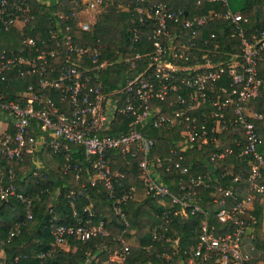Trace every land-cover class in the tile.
<instances>
[{"label":"built area","instance_id":"1","mask_svg":"<svg viewBox=\"0 0 264 264\" xmlns=\"http://www.w3.org/2000/svg\"><path fill=\"white\" fill-rule=\"evenodd\" d=\"M141 1L143 5H132L131 0H80L69 12H55L45 34L36 38L24 31L32 17L31 1L0 0V31H13L17 41L16 45H0V81L13 71L21 77H36V84L31 82L13 94L3 93L0 87V120L4 124L0 151L8 160L29 159L33 175L43 168L38 164L40 154L60 155L56 168L63 174L73 172L79 185L78 191L71 188L64 195L73 215L76 195L88 185L100 183L124 224L128 221L123 204L134 199L135 187L121 186L125 173L111 167L109 155L135 159L145 198L163 207L161 222L153 228L154 238L161 229L172 230L180 218L200 216L195 240L182 246L179 235H165L170 250L160 251L155 264H253L242 252L241 242L244 237L254 238L255 219L250 209L255 192H264V184L258 182L264 176V138L255 125L264 119V99L261 109L254 108V101L264 90V74L259 70V63L264 61V26L247 35L242 26L246 17L240 8H232L229 0H191L187 8H171L164 0ZM205 2H220L221 8L193 11ZM111 9L136 15L139 29H149V46L144 43L142 50H137L138 26H132V53L124 55L117 49L115 54L116 60L137 72L107 90L99 72L114 60L103 56L100 37L78 44L73 30L93 31L97 14ZM219 19L227 20L232 35L239 36V51L232 48L224 52L215 32L201 35L205 24ZM47 89L57 91V95L47 94ZM146 126L176 129L179 136L165 152L153 155L156 139L145 134ZM229 127L243 132L244 141L237 136L234 141L240 147L236 156L246 157L250 166L249 192L228 204L232 189L218 186L222 197L212 195L207 200L219 205L213 212L215 222H210L208 210L200 203L201 188L209 186L218 161L232 154L234 147L226 145L213 151L203 163L188 160L186 154L209 144L220 146L223 140L219 134ZM7 171V183H0V201L15 198L29 208L36 194L16 191L15 166L11 164ZM225 173L233 180L241 178L239 172ZM83 210L88 212L84 223L77 216L76 224L55 226L54 246L69 237L86 241L108 235L105 221L95 219L90 197ZM27 217L31 218L29 211ZM216 222L225 229L218 231ZM19 225L12 226L8 238L19 231ZM117 239L121 245L109 257L123 264L131 246L124 236ZM99 248L106 246L101 243Z\"/></svg>","mask_w":264,"mask_h":264},{"label":"trees","instance_id":"2","mask_svg":"<svg viewBox=\"0 0 264 264\" xmlns=\"http://www.w3.org/2000/svg\"><path fill=\"white\" fill-rule=\"evenodd\" d=\"M32 17L26 23L24 31L28 35L36 38L44 35V29L48 26L49 18L54 16L55 12H69L71 7L65 4L62 0L46 4L38 0H30ZM80 1V0H79ZM156 1V0H152ZM169 7L187 6L189 7V0H164ZM144 4L141 0H131V4ZM221 8V3L205 2L200 8L193 9L194 12L200 13L207 11L209 8ZM241 14L246 17L247 21L242 24L246 29V34L249 35L254 29L264 26V0H242L240 6ZM136 23V15L131 12H115L110 10L98 15V21L95 25L94 31L86 32L79 29H74V41L78 44H89L98 36L107 44V57L115 59L113 52L118 46L127 44V37L129 32L127 26L129 23ZM229 22L225 19L210 21L201 29V35H208L210 32H215L220 43L221 49L226 52L234 48L239 51V36L233 34L229 29ZM149 29H140V36L145 40ZM13 31H0V45H16L17 41L13 37ZM234 45L231 47L230 45ZM127 64L123 61L113 62L107 68L100 71V77L107 90L113 89L117 84L125 81L126 75H133L135 71L125 74ZM259 70L264 74V61L259 63ZM33 82L36 84L35 76L21 77L17 72L9 73L5 80L0 81L1 91L3 93L13 94L19 90L27 88L28 84ZM36 88L38 86H35ZM47 94L53 97L57 95V91L47 89ZM264 99V90L259 99L254 101V108L261 109L262 101ZM258 134L264 138V119L255 121ZM147 136L156 139L152 148V154L165 152L166 149L173 144V141L179 136L176 130H169L167 128H158L146 126L144 130ZM116 133V131H112ZM223 140L220 146L209 144L201 150H189L195 163H203L209 158V155L215 151L223 148L226 145H232L234 152L226 154L218 161L217 168L211 175L210 184L203 190L201 205L209 212V221L215 222L213 212L219 207L215 203L207 202L212 195L221 198L222 193L216 188L218 186L230 187L232 195L228 198V204H231L249 192L247 176L250 166L247 164L246 157L236 156L239 146L235 144L234 137H239L244 141L242 130H235L229 127L228 130L219 134ZM0 135V140H1ZM60 160V155H57ZM109 161L112 168H116L125 173L122 180V185L128 188L130 185L137 184L139 167L135 159H122L118 154L110 153ZM15 166L16 173V191H21L29 194H36L33 197L30 207L11 198L9 202L0 201V261L1 264H116L109 260L110 252L120 247V242L117 239L122 235L124 238L129 236L131 230L137 237V245L131 249L130 253L125 257L123 264H147V262L158 263L157 254L162 250H170L169 242L164 241L165 235L176 236L179 235L181 245L184 246L195 240V235L199 231L200 216L198 214L189 215L180 218L178 222H174L173 229H161L157 234L158 237H153V228L156 223L161 222L160 214L162 212V205L151 198H145L142 201L128 199L123 204V210L126 214L128 224H124L121 219L114 213L111 208V200L108 198L105 188L102 184L96 183L93 186L88 185L86 190H82L80 194L75 197L76 216L73 215V210L64 196L66 192L73 188L79 190V185L74 181V173H61L57 168H40L37 175L32 173V163L29 159L25 162H18L16 160H8L0 151V183L5 184L8 181L9 166ZM192 171L197 172L200 169L193 168ZM226 171L239 172L241 178L233 180V177ZM175 174L174 172H170ZM259 183L264 184V176L258 180ZM89 197L93 201V210L95 212V219H102L108 227V235L92 237L89 240L81 241L75 240L71 237L67 238L68 248L65 244L62 246L53 245V231L57 224H76V217L81 218L82 223L88 217V212L83 208L89 202ZM261 198H264V192H255L253 199L252 212L254 216L253 232H254V246L262 252L264 256V231L262 230V204ZM31 213V218L27 217V212ZM92 211V208H91ZM19 222V231L8 238L9 231L12 226ZM218 231L224 228V225L216 222ZM104 243L106 248L100 249V244ZM43 257L38 254L47 252ZM88 252L93 255L89 256ZM15 257L17 259L15 260ZM176 260V258L174 259Z\"/></svg>","mask_w":264,"mask_h":264},{"label":"crops","instance_id":"3","mask_svg":"<svg viewBox=\"0 0 264 264\" xmlns=\"http://www.w3.org/2000/svg\"><path fill=\"white\" fill-rule=\"evenodd\" d=\"M50 1L51 0H43L41 2L46 3V4H49V3H51ZM62 1L65 4L69 5L71 8L76 7V5L79 3L78 2L79 0H62ZM127 1L128 0H123V3H127ZM189 1L191 2V0H189ZM138 4L139 5H143L142 3H138ZM240 6H241V4L239 6H237V7L240 8ZM184 7L187 8V6H184ZM171 8H175V7H171ZM111 10H113V9H111ZM113 11H115V10H113ZM99 14L100 13H98L97 16H96V21H95V24L93 26V31L95 29V25L97 24L98 15ZM132 26H138L137 21H136V23L131 22L127 26V30L129 32V35L127 37V44L125 46H123V45L120 44V46H118V48H117V49H120L123 52L124 55H130L132 53V51L129 49L130 37L132 35ZM138 32H140L139 26H138ZM139 39H140V42L137 43V50H140V51L142 50L141 47H140L141 44H144L145 43L146 45L148 44V46H149V42L147 41V35H146L145 40H142L141 39V36H140V33H139ZM101 41H102V39H101ZM82 44H83V42H82ZM103 44H104V49H103V56L104 57H106L108 59H112V60H114V62L121 61V60H116L117 55L115 54V52H116L117 49L113 52V54L115 55V59L110 58V57H107V54H105L106 53L105 51H106L107 44H105L104 42H103ZM125 64H127V63H125ZM142 65H143V61L141 62V65L140 66H142ZM139 69H141V68H139ZM131 71H135V73L137 72L135 69H131L129 67V64H127V67L125 69V74L128 73V72H131ZM133 75H126L125 78L130 77V76H133ZM99 76H100V72H99ZM3 126H4V124L0 120V129H2ZM186 155H187V159L188 160L195 161L194 158H192V156H191V154H190L189 151L187 152ZM58 163H60V158L57 155H54V154H51V153H44V154H40L39 155L38 164L41 165L43 168H47V169L53 168V169H55L57 167ZM133 186L135 187V197H134L133 200H136V201H142V200H144L145 199V196L143 194L142 187H141L140 183L133 184ZM261 204H262V215H263L262 216V219H263L264 218V198H261ZM262 230L264 231V226L263 225H262ZM68 246H69L68 243H66L65 244V248H68ZM241 250H242V252H245V253H247L249 255V259H250V262L251 263H253V264H264V256L262 255V252L254 246L253 238L244 237L243 240H242V242H241ZM109 260H111L110 257H109ZM104 264H107V262H105Z\"/></svg>","mask_w":264,"mask_h":264},{"label":"rangeland","instance_id":"4","mask_svg":"<svg viewBox=\"0 0 264 264\" xmlns=\"http://www.w3.org/2000/svg\"><path fill=\"white\" fill-rule=\"evenodd\" d=\"M39 1H43V0H39ZM56 0H51L50 2H55ZM228 3L230 4V6L232 8H237V6H239L242 3V0H229ZM14 33H13V38H14ZM15 39V38H14ZM139 182V181H138ZM262 225L264 226V218L262 219ZM125 241L131 246V249L134 248L137 245V237L134 234V231L131 230V233H129V236H127L125 238ZM66 242H64L65 244ZM62 244V246L64 245Z\"/></svg>","mask_w":264,"mask_h":264}]
</instances>
